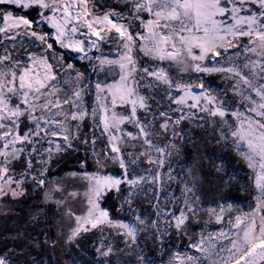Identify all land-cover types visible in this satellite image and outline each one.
I'll list each match as a JSON object with an SVG mask.
<instances>
[{
  "label": "snow or ice",
  "instance_id": "1",
  "mask_svg": "<svg viewBox=\"0 0 264 264\" xmlns=\"http://www.w3.org/2000/svg\"><path fill=\"white\" fill-rule=\"evenodd\" d=\"M118 3L123 5L121 10L108 9L97 14L94 0H0V5H13L23 13L0 11V35L4 40L15 41L18 36H27L47 44V50H53V45L48 43L49 34H40L33 28V25L39 27L47 23L55 29L54 39L60 47L83 53L88 59L91 57L85 49V41L74 38L78 32L81 36L89 33L95 36L96 40L89 42V49L95 47L99 50L97 41L113 39L110 33L114 30L118 33V48L122 49L117 59L96 57L101 71L105 65L110 70L118 68L119 79L109 84L96 82L91 109L84 99L89 86L80 83L82 74L76 73L73 82L64 79L57 71L65 66L67 69L74 67L72 63L65 65L62 55L54 64L50 62L54 57L32 52L26 53L27 62L14 56V50L7 47L0 53V198L24 196L29 178L34 185L46 187V165L54 151L73 149V140L79 137L72 128L79 130L81 123L90 117L93 131L100 130L101 136H107L111 149L100 154L93 149L97 165L102 167L111 160L118 163L123 174L116 177L83 173L82 178L88 181L84 193L88 208L82 216L75 215L71 209L65 213L69 217L75 216L76 221L69 239H74L82 229L89 230L87 225L93 229L101 227V230L106 225L124 229L122 234L131 237L135 243L137 229L128 223L113 222L109 210L101 206L100 200L113 188L120 192L119 186L127 184L129 192L125 200L130 204L137 186L161 181L159 170L148 176L130 175V172L134 173L133 166L138 165L141 157H147L149 164H157L159 168L164 166L163 159H153L147 150L125 153L122 146H129L130 141H140L141 146L147 145L160 157L167 154L149 137L154 130L152 121L157 115L166 118L159 125L164 130L168 129L172 117L167 111L152 113L148 103L151 97L140 91L142 87L151 90L163 85L172 103L197 109L207 115L209 123H217L224 141L229 140V135L223 132V128L228 129L238 155L251 170L249 179L256 192L255 206L247 212H240L234 221L231 218L227 221L236 230L237 237L230 239L228 246L218 248L214 242L232 235L221 229L217 236L202 237L189 247L201 253L208 264H229L230 261L234 264H264V0H118ZM33 10L36 19L29 16ZM49 13L59 14V20ZM84 27L87 32L80 31ZM133 28L137 30L133 31ZM4 40H0V44ZM231 49L236 51L231 52ZM137 52L160 63L144 66L139 63ZM163 62L175 66L181 74H221L225 80L232 81L230 90L240 98L238 103L243 108L230 109L227 100L213 94L199 76L195 81H174L170 68L160 66ZM194 88L200 91L194 92ZM173 89L181 95L174 96ZM228 91L225 90V95ZM117 107L126 108L127 112H117ZM140 111L151 115L152 120H142ZM171 111L182 112L183 108ZM193 115L192 112L181 115L174 123L179 124ZM71 122L77 123L73 125ZM124 124H132L138 132L126 131L121 127ZM22 125L26 129L23 132ZM83 142L88 143L86 139ZM95 143L94 137L93 146ZM130 146L136 148L137 144ZM17 161L25 165L19 171V178L13 167ZM81 167H84L83 163ZM61 191L59 186H53L45 197L51 199V193ZM183 191L184 207L179 214L165 213L175 222L178 234L188 220L187 213L195 215L198 210L188 196L193 188L186 185ZM68 195L75 198L79 194L71 192ZM56 203L61 205L63 202L56 200ZM231 210L229 205L227 211ZM224 211L221 207L220 213ZM208 213L221 223L222 216L214 208L208 209ZM139 222L144 223L143 220ZM153 224L155 226V222ZM206 241L208 243L204 246ZM97 251L107 257L113 249L109 246L105 251ZM225 252L228 255H222ZM175 258L187 259L188 264H200V258L192 255ZM0 264H8V261L0 256Z\"/></svg>",
  "mask_w": 264,
  "mask_h": 264
},
{
  "label": "rangeland",
  "instance_id": "2",
  "mask_svg": "<svg viewBox=\"0 0 264 264\" xmlns=\"http://www.w3.org/2000/svg\"><path fill=\"white\" fill-rule=\"evenodd\" d=\"M97 2V7H103L105 4H107V7L109 6L110 9H117L121 10L123 8V5L118 3V0H94V3ZM6 6H11L12 8H15L13 5H0V11H11L9 9H6ZM106 7V6H105ZM35 11V10H34ZM50 15H56L57 19L59 20V14H52ZM138 25V22H136ZM34 30H36L40 34L48 33V43H51L53 45V50H47V44H42L38 40L29 39L27 36H18L15 41L11 40H4V37L0 35V40H4L3 44H0V53H3L5 47H7L9 50H14L13 55L22 59L23 61L27 62V52H32L37 55H46L50 58H53L50 60L51 63H57V61L60 60L61 55L65 52L68 55L66 56V59L69 63H72L74 65V69H67L66 66L64 68H58L57 71L60 72L61 76L64 79H68L70 81L74 82V77L76 73L82 74V80L80 83L82 85H88L89 87L85 90V101L87 104V107L91 109L94 99H95V84L96 82H100L102 84H109L113 83L114 81L119 79V69L115 68L110 70L108 65L104 66V70H100L99 67V61L96 59V57H107L109 59H117L119 52L122 51V49L118 48V33H116L114 30L110 33V36L113 37V39H109L107 41H97L99 50L97 48L92 47L89 49V42L90 40H96V37L91 35L90 33L87 36H81L80 33H76L74 38L75 39H82L85 41V49L88 53V56L91 57V59H88L84 57L83 53H77L72 51L70 48H62L58 43H56L54 37H55V29L51 28L47 23L39 25L37 27L36 25H33ZM137 28H133V31H136ZM81 32H87V28H81ZM231 52H235V49H231ZM139 56V63L144 66H151L153 63H160V62H152L147 57H144L140 53H136ZM83 62L85 64L76 63V61ZM64 63V61H63ZM65 64V63H64ZM66 65V64H65ZM95 66V68H93ZM160 66L165 68H170V75L172 76L174 81L180 82L183 81H189V80H197V77L201 78L205 84V86L210 89L213 94L219 95L221 98L227 100L228 107L230 109H236V108H243V105L239 104V97L234 96L233 93L230 90V85L232 81L225 80L221 74L213 73V74H196V73H183L177 71L175 66H169L168 62H163ZM67 74V75H65ZM70 86V85H69ZM166 86L161 85L160 87L148 89L142 87L140 89L141 93L147 94L151 98L148 100V103L151 105V112L157 113L159 111H167L169 115L172 117V122L169 123V127L167 130L161 129L159 127L160 123L164 122L166 118L159 117L157 115V119L155 121H152L154 130L152 131L151 136L149 137L155 144L162 147L165 150L166 155L163 157H160L159 153H157L155 150L148 148L147 145L141 146L140 141H130L129 146H122L123 151L125 153L128 152H140L147 150L148 153L153 157V159H163L164 160V166L162 168H159L157 164H149L147 162V157H141L138 165L134 166V173L135 175H144L148 176L149 173H155L157 170L161 173V181L157 182L156 184H151V189L155 188L154 186L159 187V192L162 189L160 195H162L163 198L169 197V199L172 197L173 201H179L181 199V195H175L172 193V190L170 187L172 185H175L177 182L183 181L184 183L187 182V178H184L186 176V173H191L192 175L196 174L198 175L199 181H201L200 185L198 186V192L203 194V189H205L204 182L202 179H204V173L202 174L196 171L193 173L194 170L191 168H186L189 165L187 164V156L188 153H185L183 150V145L188 144L189 146L195 145L197 149H203L206 146V142L203 140H199L198 136L196 134L201 133V135L204 136L205 139H207V142L214 145L216 142H220L219 146L221 148H230L232 147L234 151L237 153V150L233 146L231 142L230 133H228L227 128H223V132L225 134L229 135V140L224 141L221 139V128L217 123H209V118L205 113L199 112L197 109H188L186 106H178L168 98L166 95L164 88ZM229 89L227 92V95H225V90ZM194 92L200 91L198 88L193 89ZM172 94L174 96H179L181 93H177L175 89L172 90ZM191 101H189L190 103ZM183 108V111H171V109L176 108ZM117 112L120 113H126L127 109L123 107H117ZM189 112L194 113L191 118H185L184 120H181L179 124L174 123V121L180 117L181 115H185ZM139 115L142 120L151 121L152 117L151 115L145 113L144 111H140ZM203 117V119H201ZM229 120L232 118L229 116ZM218 121L219 118H216ZM85 121H88L90 124V127L87 129L85 124L83 122L81 123V126L79 130H77L75 127L72 128V132L77 135L79 138L73 140L74 145L76 144V140H79L77 142V147L87 146V148H94L95 152L97 154L102 153L103 149L102 146L95 143L93 146L92 141L90 142V135L89 131L93 133V123L91 118H86ZM73 125H75L77 122H71ZM208 124V125H207ZM126 131H130L133 133L138 132V129H136L132 124H124L121 126ZM206 127V128H203ZM91 129V130H90ZM100 134V130H97ZM86 133L85 135H83ZM178 134H180V139ZM81 135V136H80ZM173 138H170L172 137ZM107 140V136H102ZM87 140L88 143L85 144L83 141ZM127 139V137H125ZM216 139V141L214 140ZM76 141V142H75ZM199 141V145L196 144ZM59 143H63V141H57ZM135 143L137 144L136 148H132L130 144ZM185 143V144H184ZM201 144V145H200ZM108 145V142H107ZM205 145V146H204ZM28 147V146H27ZM100 148V150H96ZM55 148V145H53V149ZM68 151V150H67ZM67 151H63L62 153H65ZM108 151L110 152L111 149L108 146ZM61 152L56 153L54 151L53 156L60 155ZM74 154V152H73ZM239 156V155H238ZM241 160L243 158L239 156ZM101 159H103L101 157ZM198 161V160H197ZM243 163L247 166L246 162L243 160ZM91 164V163H90ZM89 164V165H90ZM203 160L201 159L199 163L197 164L199 168H203ZM87 168H91L92 172L88 174H105V175H113L116 177H120L123 174V170L119 167L118 163H113L111 160H108L104 163V166H98L96 161H92V164L90 166L85 167L83 170L87 172ZM118 168V169H117ZM248 168V167H247ZM186 169V170H185ZM249 169V168H248ZM250 170V169H249ZM186 171V172H185ZM251 171V170H250ZM197 172L199 174H197ZM85 173V172H84ZM131 173V172H130ZM202 174V175H201ZM83 172H80L76 176L68 175L64 176L62 179H56L54 181H51L49 183L43 192V202L44 204L51 206L49 209H52L50 212L53 211V214L49 216V221L39 219L40 221H36L34 223H31L30 231H27L29 235L32 234L33 241H28V236H26V241L22 240V243H27L25 246L29 247V245H32L33 248L36 249V252L39 254H43L44 256L40 258L37 262V264H146V262H150V264H188L187 259H184L183 261L176 259L177 256H186V255H192L195 257L200 258V264H208V261L204 259V256L197 252L194 248L189 247V245L193 242H197L201 240L202 237H207L209 235L217 236L219 231L223 229L226 233L231 232L232 235L229 236L228 239H217L214 241L217 244V247H221L222 245L228 246L230 239H236L235 232L236 230L232 228L231 224H228L227 221L231 218L233 221L235 219V216L238 215L240 212H247L250 210V207H254L256 201L254 200V197L252 198L251 202H237L232 201L230 198L226 201L225 205L223 206H213V205H207L208 207L197 206V212L195 215L193 213H187L188 218L190 217L191 225L188 228V232L184 234L185 237H187L184 242H180L182 248H179L178 244L177 246L172 247L170 244H168L169 241H167L166 244L162 245V247H159V249L154 250L152 255L153 257L148 256V252L151 253V251L146 248V242L145 241H136L135 243L132 242L131 237H128L122 233H124V229H118V228H111L108 226H102L97 227L95 229L91 228V225H87L88 229L87 231L81 230L80 233L74 238L69 239L71 236L72 230L76 227V221L75 216L69 217L65 213L68 209H71V211L75 215H85L87 212V199L84 195V193L88 189V181L82 178ZM170 182L172 185H170ZM187 185V184H186ZM53 186H59L62 191L61 192H53L51 193V199H48L45 197V193L49 191ZM153 186V187H152ZM121 187V185L119 186ZM129 187V186H128ZM185 188V187H184ZM254 188V186H253ZM150 189V190H151ZM116 190L113 188L110 191ZM223 190V189H222ZM220 190L218 193H215L217 197H226L223 193V191ZM76 192L79 195H77L75 198L68 195V193ZM109 192V191H108ZM158 192V193H159ZM214 194V192H212ZM256 195L255 189H254V196ZM56 200H60L63 203L61 205H57ZM53 205L55 207H53ZM232 206L231 211H227L228 206ZM200 207V208H199ZM223 207L225 211L223 213H220V209ZM214 208L217 213H220L222 216L221 223L216 222L215 216H210L208 213V209ZM48 209L45 207V210ZM48 210H46L47 212ZM191 215V216H190ZM109 218L113 222H121V223H128L135 227L137 229V234H142L143 230L145 228L152 226V223H150L149 217L147 215L141 216L139 219L134 220L131 222L130 220H122L120 217L112 216L109 213ZM171 220V217L168 218ZM203 219L204 222L207 223H216L221 225V227L217 229L208 230V225H204V228H193L196 223ZM143 220L144 223L141 224L139 221ZM163 222L165 220H162ZM188 221V220H187ZM186 221V223H187ZM167 222V221H166ZM257 223L259 221L257 220ZM175 224V222H174ZM52 229V230H50ZM149 231V229H147ZM93 233L97 235H101L103 238L102 246L100 247L101 251L107 250L109 246L112 247L113 251L112 253L104 257L100 255V253L96 250H93L91 252L92 245L89 244V239L82 243L80 242L81 237H83L84 234L87 233ZM7 238L10 237L11 234L9 232L4 234ZM181 236V234H178ZM1 236V235H0ZM141 236V235H140ZM193 236H196V239H193ZM85 237V236H84ZM144 238V237H143ZM79 241V242H78ZM184 243V245H183ZM207 241L205 242V245H207ZM8 243H4L3 238L0 237V256H3L2 253L5 255L7 254L6 251L2 249L8 248ZM10 244L13 245L12 242ZM29 244V245H28ZM13 252L12 258L6 259L8 261V264H19L18 259L15 260L14 250H11ZM33 252V250H31ZM222 255H228L227 252L222 253ZM4 257V256H3ZM143 258V259H142ZM15 260V261H14ZM229 264H234V261H230Z\"/></svg>",
  "mask_w": 264,
  "mask_h": 264
},
{
  "label": "trees",
  "instance_id": "3",
  "mask_svg": "<svg viewBox=\"0 0 264 264\" xmlns=\"http://www.w3.org/2000/svg\"><path fill=\"white\" fill-rule=\"evenodd\" d=\"M95 4L98 5L97 2H95ZM6 9H9L17 14H23L21 10L12 8L11 6H6ZM108 9H110V7H107V4L103 7L99 6L97 7V14H102L103 10ZM29 16L31 19H36V11L33 10ZM67 55L68 54L65 52L62 54L65 64L69 63L66 59ZM76 63H81L82 65L85 64L78 60ZM93 68H95V66ZM83 124H85L87 129L90 127L88 121L84 120ZM24 130L26 129L22 125L21 132ZM85 134L86 133L83 135ZM89 135L91 137L89 139L90 142L95 137L96 143L102 146L101 149H103V151H108V141L102 137L97 130L93 133L89 131ZM196 135H199V140L206 142V146L204 145L205 148L198 150L195 145L191 147L186 144L183 145V150L185 153L189 154L186 159L189 160L187 161L189 166L186 168L194 170L193 173L196 171L199 173L202 172V174L204 173V179H202V181L204 184L206 183V185L205 189H203V194L198 192V186L201 183L198 175L186 173L184 178H187V182L184 183L183 181H179L175 185H172L170 182V185H172L170 187L172 190L170 191H172L175 195H181V199L179 201H173L172 197L170 199L169 197L163 198L162 195H160L162 189L159 192V187L156 185L154 186L155 188L151 189V184L149 183H142L137 186L135 189V195H133L130 204L125 200V197L129 192L127 184H121L120 192H117V190L109 191L100 200V204L104 209L109 210V213L112 216L120 217L122 220L128 219L133 222L143 215H147L149 217L148 219L150 220V223H152V226L145 228L142 234H140L141 236L139 234L136 235V241L146 242V248L151 251V253L148 252L149 257H153V251L162 247V245L166 244L167 241H169L168 244L172 247L177 246L179 242L178 246L179 248H182L180 242H184L187 239L184 234L188 232V228L191 225V218L189 217L187 223L185 222L181 233H179L181 236H179L175 228L174 221L169 220L168 218H170V216L165 215V213H175L178 215L181 208L184 207L183 201L185 199V195L183 190L186 184L188 187L193 188V192L189 193L188 196L190 200L196 204V206L203 205V207H208L207 205H213L219 207L225 205L228 198L237 202H251L254 197L253 184L249 179L251 171L243 163V160H241L236 154L234 149L232 147L223 149L219 146L220 144H218L220 142H216V144L212 145L207 142V139H205L200 132ZM178 136L180 139V134H178ZM170 138H173V135ZM214 140L216 141V139ZM76 141L79 142V140ZM77 142L75 145L73 143V149H68L65 153L61 152L60 155L53 156L49 164L46 165L48 168L46 186L51 183V181L62 179L64 176L71 175L72 173H77V175L80 172L84 173L86 171L83 169L90 166L92 161H96L97 157L93 155L94 148H87V146H82V148L77 147ZM198 143L199 141L196 144ZM80 145L81 144L79 142V146ZM28 147L30 148L31 146ZM45 147H47V145H45ZM96 150H100V148L97 147ZM201 159L203 160L202 169L197 165ZM82 163L84 164V167H81ZM13 167L16 169L14 174L19 178V171L24 168L25 165L22 162L17 161L14 163ZM91 172L92 169L87 168V173ZM198 172L197 174H199ZM131 174L132 172L130 175ZM25 189V195L18 199H13L10 196L0 198V237L3 238L4 243H8V248H4L1 251H6L7 249L6 255L2 253L5 259L12 258L13 252L11 250H14L15 256L18 257H15V260L18 259L19 264H37L39 259H43L40 258V256L43 257L44 255L36 252V249L33 248L32 245L28 244L29 247L25 246L27 243L24 242L23 244L22 240L26 241V236H28V241H33L34 239L32 234L29 235L27 233V231H30V227H32L31 223L40 221L39 219L49 221V216H51L50 213L53 214V211L50 212L52 209H49V207L51 206H48L43 202V192L45 187L41 188L34 185L29 178L25 184ZM220 190L223 191L226 197H223V195H221L222 197L216 196L215 193H218V191L220 192ZM212 192H214V194ZM45 207L48 208L46 209L48 210L47 212ZM53 207L55 206L53 205ZM162 220L165 221L163 222ZM153 222H155V226ZM206 224L208 225L207 227H209L207 228L208 230L221 227L219 224H209L204 222L203 219H200L193 228H204V225ZM147 229H149V231H147ZM7 232L11 234L9 238L4 235ZM81 238L80 242L82 243H85L89 239V244H91L93 248L91 252L97 248L100 249L103 243L101 235L90 232L84 234ZM196 238V236H193V239ZM186 241L189 242L188 240ZM10 242H12L13 245L10 244ZM31 250H33V252H31Z\"/></svg>",
  "mask_w": 264,
  "mask_h": 264
}]
</instances>
